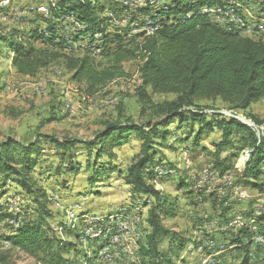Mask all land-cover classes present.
<instances>
[{
	"label": "trees",
	"instance_id": "16d2710c",
	"mask_svg": "<svg viewBox=\"0 0 264 264\" xmlns=\"http://www.w3.org/2000/svg\"><path fill=\"white\" fill-rule=\"evenodd\" d=\"M161 1L165 7L148 6L145 2L147 6L138 9L141 15L150 19L144 30L157 29L150 34L140 31L130 38H127V33L132 28L112 34V28L116 26L111 22V14H105L111 11L118 16V8L117 3L111 0H57L56 6L51 7V16H37L31 29L12 28L6 33L0 32V40L13 55L12 66L18 74L35 77L52 65L61 64L72 74L74 82L84 84L88 94H94L115 79L126 76L124 63L138 61L141 85L137 88V96L141 116L146 118L142 122L108 121L90 140L39 133L27 143L12 136L0 141V200L7 194L8 182L12 181L37 205L35 214L31 215L12 210L7 202L0 204V264L9 262L12 249L33 256L38 264H76L71 253L81 254L78 244L84 245L88 241L94 252L103 245L100 242L102 238L89 236L83 240L82 215L79 216V224L59 222L54 226L55 214L48 207V194L41 179L52 169L45 162L46 158H42L44 145H49L59 158L60 162L55 167L58 173L76 174L83 164L78 157L85 155L86 169L90 173L85 181L91 189L104 181V174L114 176L123 181V187L130 195L141 197L143 206H150L145 216L147 244L140 247V254L150 258L154 264H176V259L186 250V242L190 241L166 225L178 202H173L154 184L158 178L155 168L165 160L161 149L173 147L168 143V137L186 125L189 126L188 139L193 137L196 148L215 129L221 130V137L211 141L215 149V167H220L221 174L232 169L228 161L229 158H237L233 151L239 143L241 150L250 149L247 163L238 176L235 174V184L245 183L256 191L258 197H262L252 203L254 208L256 203L264 201V135L259 137L253 126L233 116L209 112L216 109L201 104L220 99L230 110L246 112L252 104L264 98V38L242 35L239 29H235L238 26L234 22L211 11L234 8L245 27L251 20L244 15V10L251 4L256 7H264V4L252 0L155 2ZM140 3L131 6L127 1L122 5L125 9H135ZM66 15L74 16L82 25L77 34L66 36L59 31ZM261 16H264V11ZM253 20V24L264 22V18ZM214 21H219V24ZM145 24L144 20L136 25L139 28L133 29L143 30ZM78 37L89 40L86 43L90 47L82 55L66 51L67 43L75 44ZM94 48L99 49L96 55L91 51ZM98 56H103L105 61H98ZM152 94H166L173 98L156 102ZM251 119L259 126L264 124V120L254 115ZM134 134L140 143L139 151L125 172L118 163L115 150L122 148ZM77 145L81 146L79 153L76 152ZM229 149L232 154L223 158V152ZM167 166L172 168V164ZM212 171L216 172L207 170L206 173ZM67 181L62 184L68 185ZM184 183L180 180L178 187H185ZM244 188L247 189L246 186ZM89 191L85 194H93L92 190ZM152 198L154 203L150 200ZM222 199L223 204L227 198ZM228 201L231 202H226L228 206L223 209L222 216L227 211L232 212V216L238 214L233 208L236 204L233 202L238 200L228 197ZM252 212L243 215L248 221L252 218L262 221L264 216L254 217ZM98 223L102 224L101 221ZM58 232L69 238H63ZM260 232L264 233L262 226ZM255 235L246 224L233 237L232 243L245 254L240 264H250L249 252L253 243L255 247L264 249V245L255 243ZM86 264L94 263L87 259Z\"/></svg>",
	"mask_w": 264,
	"mask_h": 264
},
{
	"label": "rangeland",
	"instance_id": "374dc122",
	"mask_svg": "<svg viewBox=\"0 0 264 264\" xmlns=\"http://www.w3.org/2000/svg\"><path fill=\"white\" fill-rule=\"evenodd\" d=\"M111 1L116 2L118 8V16L115 17L116 27L112 28V34L132 28L128 31L127 38L137 34L138 29L133 28H139L136 25L142 24L144 20L146 24L142 27L143 30L150 24V19L141 15L138 9L142 6L157 4L156 0L152 2L138 0L141 2L140 6L135 9H125L122 3L127 0ZM145 2L148 4L145 5ZM252 2L264 4V0H252ZM42 4L48 13L37 11L42 10ZM56 4L57 0H0V32L6 33L12 28L27 31L34 26L33 19L37 16L50 17L51 7ZM160 7H165V4ZM258 8L257 12H250L249 8L245 9L244 15L250 20L252 18L249 16L264 18L260 14V10L264 7L259 5ZM111 13L113 12L109 11L105 15L110 16ZM70 16L72 15H66L64 24H60L59 31L66 36L77 34V30L82 27L74 16L69 19ZM132 19H134L133 22H131ZM76 22L79 25H76ZM254 38H264V35ZM87 41L89 40L78 37L75 44L67 43L66 51L77 55L85 54L87 52L85 49L90 47ZM94 49L91 51L95 55L98 54L99 49ZM12 58L13 55L0 40V141L12 136L27 143L34 140L39 133L56 134L61 138L90 140L104 128L108 121L142 122L146 120L141 116V104L137 96V88L141 85L138 61L124 63L126 76L115 79L94 94H88L85 92L84 84L74 82L72 74L61 64L50 66L34 78H24L13 68ZM97 58L100 62L105 61L103 56ZM152 97L156 102L173 98L166 94H152ZM201 104L216 109L208 110L209 112L217 111L226 116L231 114L242 118L255 127L259 137L264 135V124L259 126L251 119L254 115L264 120V98L252 104L246 112L230 110L220 99L203 101ZM189 136L188 125L169 136L168 143H171L173 147L161 149V156H164L165 160L163 164L155 168L158 175L154 181L156 188L169 195L173 202H178L174 215L166 225L172 231L182 233L190 240L186 242V250H183L180 257L176 259V264H240L245 254L232 243L233 237L238 235L240 227L248 224L244 213L253 211L254 217L263 216L264 201L256 203L254 208L252 203L262 197H258L256 191L245 183L241 186L235 184V180L233 181V190L251 192L250 195L241 198L230 195L229 186L226 193H223L220 186L213 189L199 188V181L206 182L207 170L208 172L215 170L217 174H220V180H228V174H232L234 179L247 163L246 158L250 155V149L241 150V143H239L233 151L237 154V158H229L228 161L232 169L221 174L220 167L218 169L215 167V149L211 144L212 140H218L221 137V130L215 129L214 133L205 137L197 148L193 144V137L188 139ZM139 146L140 143L134 134L122 148L115 150L123 171H127L128 165L139 151ZM76 148V152L79 153L81 146L77 145ZM229 153L232 154L230 149L223 152L222 157H226ZM42 158H46L45 162L52 167L51 173L47 172L41 179L48 194V207L55 214L52 220L54 226H57L59 222L79 224L81 222L79 216L82 215L84 218L81 227L85 228L83 240L89 236L102 238L100 242L101 244L103 242V245L100 248L97 247V252L88 246V241L84 242V245L78 244L82 250L81 254L78 256L71 253V257L76 258V264H86L87 259L92 260L94 264H154L150 258L140 254V247L147 244L145 216L150 208V206L142 205V199H139L141 197L130 195L128 189L123 187L122 180L114 176L108 177L106 174L103 175L104 181L91 189V185L85 181L86 176L90 174L86 169L85 155L78 157L83 164L81 169L73 175L56 171L55 167L60 161L49 145H44ZM168 163L172 164V168L167 166ZM168 174L170 177L167 176ZM64 180H68V185L62 184ZM180 180L185 182V187H178ZM210 182L214 180L211 179ZM245 186L248 190L244 188ZM89 190H92L93 194L86 195L85 193L90 192ZM5 191L7 194L0 200V204L7 202L14 211L35 214L37 205L15 182H8ZM224 197L227 199L222 204ZM228 197L231 200H238L233 202L236 203L233 208L238 214L232 216V212L227 211L222 216L223 209L228 206L226 202H231L228 201ZM150 200L152 203L155 201L153 198ZM257 208H262L263 211ZM237 216H242L246 222L238 226ZM58 234L63 238H69L61 232ZM117 237L123 239L115 243ZM70 239L73 238L70 237ZM255 246L253 243L250 248L249 263L264 264V249ZM7 264L38 263L33 256L12 249L11 258Z\"/></svg>",
	"mask_w": 264,
	"mask_h": 264
},
{
	"label": "bare ground",
	"instance_id": "6f19581e",
	"mask_svg": "<svg viewBox=\"0 0 264 264\" xmlns=\"http://www.w3.org/2000/svg\"><path fill=\"white\" fill-rule=\"evenodd\" d=\"M232 4L234 2H231ZM131 6H133V4H131ZM211 11H213V9H211ZM217 16L223 18V19H228L229 21L231 22H234V24L236 26H238V21H239V27L240 28H253L254 31H247V30H240L241 34L244 35V36H255V37H258V36H261L262 34H264V32H256V31H262L263 30V25H264V22L263 23H257V24H253L254 20L251 19V22L248 23L247 26L243 27L244 24L242 22V20L239 18V16L236 14L234 8H228V9H223V8H217L215 9V12H214ZM48 15V14H47ZM243 25V26H242ZM81 27V26H80ZM242 119V118H241ZM244 120V119H243ZM249 121V120H248ZM255 128V127H254ZM249 159V156L246 158V160ZM244 163V162H243ZM214 171H212L209 175V174H206L205 176V181L206 182H210L211 179L214 180ZM215 174H217V172H215ZM243 188V187H242ZM235 189V188H234ZM238 189V188H237ZM246 191V190H245ZM235 197H238V195H234ZM240 197V196H239ZM245 198V197H244ZM259 204H257L258 206ZM262 207H264V205H262ZM264 209V208H263ZM257 210L259 211H263L262 208L259 209L257 208ZM263 216H264V211L262 212ZM261 214V215H262ZM242 220H245L242 218V216H237L236 217V222L240 223ZM121 222V221H120ZM235 222V221H234ZM246 222V220L244 221V223ZM249 224V226L251 227L252 231L255 232V243H258L260 245H264V233H261L260 232V228L261 226L264 227V218L262 219V221L260 222H257L255 219H251L247 222ZM260 223V224H259ZM261 225V226H260ZM122 226V225H121ZM120 226V227H121ZM118 228V227H117ZM124 230V229H123ZM121 230V231H123ZM120 231V232H121Z\"/></svg>",
	"mask_w": 264,
	"mask_h": 264
},
{
	"label": "built area",
	"instance_id": "2783aa9c",
	"mask_svg": "<svg viewBox=\"0 0 264 264\" xmlns=\"http://www.w3.org/2000/svg\"><path fill=\"white\" fill-rule=\"evenodd\" d=\"M129 2V4H139L140 2H135V1H132V0H127ZM166 1V0H165ZM154 6H162V1L160 3H157L156 5ZM38 12H44V13H48L46 12V7L43 6L42 4V10H37ZM212 12H215V10H213ZM115 17H117L116 14L114 13H111V22L115 24ZM249 18H252V19H257L258 18H254V16H249ZM69 19H72V16L69 17ZM216 23L219 24V21H214ZM76 25H79L77 24L76 22ZM157 27H155L154 29H151V30H139L138 29V32L140 31H143L145 32L146 34H150V31L152 30H156ZM235 29H239V30H247V31H254L253 28H240L239 27V21H238V28H235ZM256 32H264V25H263V30L262 31H256ZM214 173V182H203V180L199 181V188H207V189H213L215 187H219L220 186V189L223 190V193H226V189L228 188H231V193L230 195H238L240 196L241 198H244L246 197L247 195H250V192L248 191H244V190H233V181L235 180V178L233 179V175L232 174H228V180H220V174H215ZM222 185H224V187H222ZM244 221L245 220H242L238 226L240 225H243L244 224ZM129 236H127L128 238ZM123 238H115V243H118L122 240ZM114 243V244H115Z\"/></svg>",
	"mask_w": 264,
	"mask_h": 264
},
{
	"label": "crops",
	"instance_id": "0c3cea01",
	"mask_svg": "<svg viewBox=\"0 0 264 264\" xmlns=\"http://www.w3.org/2000/svg\"><path fill=\"white\" fill-rule=\"evenodd\" d=\"M252 11H251V10ZM259 10V8L258 7H256L254 4H251V6L249 7V11L250 12H257ZM264 10H260V12L262 13ZM260 13V14H261ZM258 14V13H257ZM258 20H260V18L258 19ZM22 76V75H21ZM24 78H34V77H30V76H23ZM224 232V231H223Z\"/></svg>",
	"mask_w": 264,
	"mask_h": 264
},
{
	"label": "water",
	"instance_id": "95a60500",
	"mask_svg": "<svg viewBox=\"0 0 264 264\" xmlns=\"http://www.w3.org/2000/svg\"><path fill=\"white\" fill-rule=\"evenodd\" d=\"M229 116H233V115H231V114H228ZM233 117H236V118H238V119H240L239 117H237V116H233ZM240 120H242V119H240ZM244 123H246V124H248V125H250V126H253L252 124H250V123H247L246 121H244V120H242Z\"/></svg>",
	"mask_w": 264,
	"mask_h": 264
}]
</instances>
